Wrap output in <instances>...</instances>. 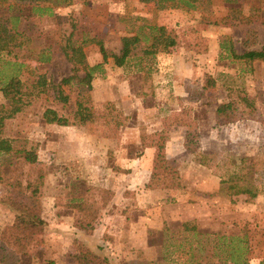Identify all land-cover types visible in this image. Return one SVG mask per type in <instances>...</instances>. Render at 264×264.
Here are the masks:
<instances>
[{"label":"rangeland","instance_id":"1","mask_svg":"<svg viewBox=\"0 0 264 264\" xmlns=\"http://www.w3.org/2000/svg\"><path fill=\"white\" fill-rule=\"evenodd\" d=\"M73 2L71 7L69 4L54 6L49 15L28 16L26 11L23 12L14 22V28L25 37L23 44L10 52L0 51L1 79L16 72L20 80L30 84L42 74L47 86L45 92L30 96L28 111L17 113L7 121L5 128L7 136L27 138L37 144L36 160L44 166L45 172L39 194L45 225L20 255L18 264H72L69 250L77 248L78 240L67 231L72 216L68 205L87 196L88 185L108 186L119 178L109 172L110 165L115 162L113 148L120 144L119 140L103 136L96 125H58L42 120L44 106L58 108L64 114L73 106L74 93L66 107L60 108L61 104L49 89L70 74L71 65L63 53L68 36L71 35L70 40L79 39V32L87 29L93 35L88 34L91 38L116 51L119 36L131 32L135 23L141 21V16L147 23L177 31L187 26L193 30L189 31L191 33L187 31L186 42L170 49L182 51L184 65L192 64L195 68L185 84L197 96V101L185 102V106H191L197 125L195 151L191 154L195 161H204L218 179V195L204 192L199 200L177 202L182 203L180 205L170 201L171 204L164 207L163 203L153 204L145 199L137 201L135 193H140L135 187L121 186L119 191H123L125 201L116 204L118 209L100 212V218L108 220L106 229L109 233L105 234L111 236V239L105 238L107 242H100L101 248L105 246L110 264H232L230 255L232 252L236 255L237 250L245 257L246 264H259L264 256V60L247 64L234 59L228 51L229 44L236 54L245 50L238 42L244 26L228 27L221 25L220 21L218 24L201 21L202 16L221 18L231 4L224 0H197L194 8L186 9L169 5L160 7L156 0ZM239 3L244 10L252 5L261 7L262 22L252 24L259 39L253 47H258L264 41V0H236L234 5ZM198 37L203 38L199 44ZM221 42L226 48L219 47ZM46 47L51 57L47 62L38 63L36 58ZM82 52L90 65L101 62H98L101 58L95 43L85 45ZM156 64L157 61H150L152 73L157 69ZM137 72L133 59L117 68L108 58L94 73L90 90L96 105L101 101H112L126 116L122 128L127 134L124 146L132 151L136 146L138 128L143 127L146 132L155 128L153 122L144 123L147 119L160 120L159 126L163 129L158 131L164 136L162 132L169 130L167 127L171 125L163 127V119L173 106L184 104L183 96H175L172 90L165 89L168 76L161 90L160 84L153 83L147 73ZM152 76L154 81L157 80L158 74ZM237 94H244L252 100L254 116H244L237 110L230 122L216 124V105L235 98ZM161 104L163 108L159 109ZM6 158L3 155L0 162L8 166V161L13 163V158ZM196 173L192 171L193 175ZM232 173L240 176L239 179L232 180ZM123 175L127 173L123 172ZM221 180L225 182L222 187L230 182L236 186L252 183L256 194L251 197L227 193L220 189ZM199 184L193 187L197 188ZM8 191L9 188L0 183V198L7 196ZM186 205L194 207L187 212L189 217L193 215L191 218L198 227L194 231L184 232L186 224L182 215ZM179 208L182 214L178 213ZM13 219L14 212L0 202V226ZM137 231L142 233L141 240H147L146 244L131 241L139 237L132 235Z\"/></svg>","mask_w":264,"mask_h":264},{"label":"trees","instance_id":"2","mask_svg":"<svg viewBox=\"0 0 264 264\" xmlns=\"http://www.w3.org/2000/svg\"><path fill=\"white\" fill-rule=\"evenodd\" d=\"M70 0H0V51L10 52L23 44L24 35L14 28L16 22L23 12L28 16L49 15L54 6L67 4ZM231 4L227 7L226 14L219 19L202 16L201 21L206 24H218L223 26H244V32L240 44L244 48L255 46L258 32L252 24H260L261 7L259 5L248 6L244 10L242 3L234 5L236 0H224ZM160 7H183L194 8L197 0H156ZM258 22V23H257ZM193 31L190 27L180 31L166 28L164 25L147 23L141 20L131 32L120 36L117 51L103 46L96 38H87L82 34L79 39L68 41L63 51L66 61L71 65L70 74L62 77L56 84L51 86V93L59 101L60 108H65L73 94V106L67 114L60 113L58 108L44 106L41 117L44 123L58 125H96L101 129V134L108 138H115L125 125L126 116L116 108L109 100L101 101L97 105L90 96L91 80L95 72L100 69L101 63L111 58L116 66H121L133 59L137 70L147 73L150 70V61L159 51L170 47L179 46L186 42V35ZM191 33V32H189ZM199 38V37H198ZM203 38L198 39V43ZM88 43H95L101 62L90 65L82 48ZM226 48L221 42L220 46ZM44 48L36 58L38 63L49 61L51 54ZM228 51L234 59H240L247 64L255 60H264V43L257 48L245 49L240 54L233 52L229 44ZM30 84H25L18 78L16 72H12L4 79L0 78V92L3 101L0 102V157L7 156V160L13 158V163L8 161L9 166L0 162V183L9 188L8 194L0 198V202L14 212L11 222L0 226V264H18L19 257L31 245L34 238L43 231L45 221L41 216L40 191L44 179V166L36 160L37 144L30 142L27 138L9 137L5 134L7 121L16 116L17 113L28 111L30 96L45 92L46 81L42 74H38ZM184 104L181 103L178 110L170 111L163 119V127L168 125H180L185 128L184 146L189 151H195V140L197 138L196 121L191 114V106H185V102L197 101V96L192 89L186 88ZM240 111L244 116H254L255 106L250 98L244 94H237L235 98L229 99L216 105L214 109L216 124H225L232 120L233 112ZM138 145L154 147L152 169L147 188H175L179 186V170L175 160L164 156V137L160 131L146 132L143 127L138 128ZM193 142V147L191 143ZM137 146V144H136ZM204 163V161L199 160ZM11 163V164H10ZM205 164V163H204ZM240 176L232 173L230 178L238 180ZM242 179V178H241ZM228 181L230 179L228 178ZM221 190L227 193H242L255 196L256 188L252 183L243 186L228 183ZM224 188V189H223ZM88 195L71 202L68 207L74 210L72 225L85 233H91L97 223L100 209L110 200L113 192L107 188L88 185ZM186 231H194L197 226L193 220L188 223ZM74 264H110L105 255L91 251L85 245L79 243L75 253L70 254ZM240 254L230 255L232 264H246L245 257ZM259 264H264V256Z\"/></svg>","mask_w":264,"mask_h":264},{"label":"crops","instance_id":"3","mask_svg":"<svg viewBox=\"0 0 264 264\" xmlns=\"http://www.w3.org/2000/svg\"><path fill=\"white\" fill-rule=\"evenodd\" d=\"M73 1L71 0V1H69V3H67V4H69V7H71L73 5V3H74ZM144 16H147V14H144ZM141 18H142V16H141ZM141 18H139V20H143ZM139 22L137 24L135 23L134 28L139 24ZM79 33H80V37L82 36V34H85V33L87 34V38H90V36L93 37V35L89 34V30H87V29L81 30V32H79ZM122 35H124V34H122ZM122 35H120V36H122ZM242 35H240V37H239V41H238L239 43L241 41ZM257 39H258V37H257ZM258 40H257V42H258ZM118 42H119V40H118ZM263 43H264V41H261L259 46ZM89 44H91V43H88L86 45H89ZM170 48H168L167 50H164V51H159L154 55V57L151 60H153V62L157 61V64H156L157 69H155V72H153V73H152V71L149 70L147 72V74L149 75V78H151L153 83L160 84L159 88L161 90L163 89L162 84L166 83L165 77L168 76L169 79H168V82L166 83L167 87L165 89L166 90H172L174 92V93L173 92L172 93L175 96H178V97L183 96L184 97L187 94V92H186L187 86H185L186 79H187V77L193 75V71H194L193 69H195V68L192 64H189V65L185 64L184 65V63H183L184 62V58H183L184 53L182 51L172 50ZM251 48H257V47H249V48L247 47L245 49H251ZM97 59H99V58H97ZM100 61L101 60L99 59L98 62H100ZM124 64L121 66H117V68L123 67ZM135 72H137V73L141 72L144 74V72L137 70L136 67H135ZM152 74H158V76L156 78L157 80H155V81L153 80L154 78H152L153 77ZM91 82H92V80H91ZM149 86H152V84H149ZM153 87H155V86H153ZM153 87H151V89H153ZM154 89H156V87ZM161 106H162V104L160 106H158L159 109L163 108ZM178 108H179V106H177V105L173 106V108L170 109V111L178 110ZM139 111H141V108L139 109ZM147 111L148 110H146L145 113H147ZM149 114H151V113H149ZM146 121L147 122H144V123H148V122L149 123H151V122L155 123V128L148 129L147 132H155V131L163 129L161 126H159L160 120H158V119L157 120L156 119H154V120L153 119H150V120L147 119ZM122 128L119 131V134L117 137L108 138L110 140L114 139V140L120 141V144L117 147L113 148V155L115 156V162H113L114 164H111L109 167V170H110L109 172L113 176H114V174H116V177H119V178H117V181L113 184H111V182H110V184L108 186L101 185V186L111 190L113 192V195L110 198V200L106 203V205L102 209L99 210L98 216H97V223L95 224L93 230L91 231V233H85L84 231L79 230L76 227H74L72 225L73 217H74V210L70 207L69 208L72 209V216L70 217L69 223H67L69 225V226H67V231H68V233L74 234L77 237V240H78L77 244L81 243V244L85 245L86 247H88L91 251L105 255L108 258L109 262H111V260L109 259L110 256H108L107 251H104L105 246H102V248H101V244H100V242H107V240H105V238L107 237L105 233H109V232H107V229H106L108 220L107 219L105 220L104 219L105 217L101 219L100 218V212L102 211L104 213L105 211L107 212L108 209L109 210L118 209L116 204H119V203L121 204V203H123V201H125L123 191L122 190L119 191L121 186L127 185L129 187L130 186L135 187V189L138 190V192L140 193L139 195H137L135 193L137 201L145 199L146 201L153 203V204H157V203L162 204L163 203L162 206H164V207L169 206L171 204L170 201L175 202V203L185 201V203H186L187 201H196V199L199 200L200 196L201 195L203 196L204 192H206L209 195H211L212 193H214V195H218L217 190L219 189L218 179L213 175V173H211L212 170L209 169L206 164L201 163L199 161H195V159L192 158L193 155L191 154V151H189L188 149L185 148V146H184L185 129L183 127H182L183 128L182 129L178 125H171V127L168 126L167 128H170V129L167 131H165L166 130L165 129L162 133L164 135L163 136L164 137V156H165V158L175 160V162L177 164V169L180 172L179 173V186H177L175 188H171V189L170 188H147L146 183L149 180L150 172L152 169V159H153V155H154V147L144 146L141 148L138 145V143H139L138 142V134L139 133L137 132V135H136L137 146H135L134 151H132V149L129 150L127 147L124 146V142H125V139L127 138V134H126L125 130L122 131ZM179 128H181V129H179ZM192 171H197V173L193 175ZM123 172H126L127 175L124 176ZM190 172H191V174H190ZM118 175H121V176H118ZM198 175H200V176H198ZM118 179L119 180L122 179V181L119 182ZM189 183H191V184H189ZM196 183H200V184L197 186V188H194L193 185ZM90 184H92V183H90ZM115 184H118V185L114 186ZM93 185H96V184H93ZM193 194H194V196H192ZM177 204L180 205L182 203H177ZM183 209L185 210V213H184V215H182V217H184L182 220L185 222L186 228L191 229L190 227H188V223L191 220H193L191 218V217H193V215L189 217L187 212L189 209H194V207L192 206L191 208H189V206L186 205ZM121 212H123V211L120 210V213ZM178 213L182 214V211L180 208L178 209ZM176 216H177V218H179L178 214ZM120 232H122V230ZM137 232H138L137 234L133 233L132 235H133V237L136 235H139V237L138 238L134 237L132 239L130 238L131 241H134V243L136 241H138L139 243L142 242L143 244L145 242V244H146L147 240H145V238H143L142 240L140 239V235L142 233L140 231H137ZM184 232H189V231H184ZM128 233L129 232L126 231L127 235H128ZM111 235H115V234L111 233ZM107 238L111 239V236H108ZM63 249L65 250V248H63ZM76 249L77 248H75V250L71 249L69 251L72 254V253H75ZM72 264H74V263L72 262Z\"/></svg>","mask_w":264,"mask_h":264}]
</instances>
